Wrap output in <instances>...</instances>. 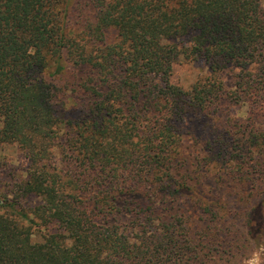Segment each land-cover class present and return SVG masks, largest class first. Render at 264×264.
Here are the masks:
<instances>
[{"label": "trees", "instance_id": "trees-1", "mask_svg": "<svg viewBox=\"0 0 264 264\" xmlns=\"http://www.w3.org/2000/svg\"><path fill=\"white\" fill-rule=\"evenodd\" d=\"M183 56L212 70L190 91L171 83ZM230 99L250 108L223 130L222 152L236 159L206 167L199 153L194 166L254 186L264 180L262 0H0V146L28 160L27 178L0 190V264H203L232 248L219 240L228 220L216 230L214 187L198 195L203 182L187 179L180 127L220 119ZM70 104L78 114L66 119ZM190 193L207 219L196 230L174 211ZM30 198L41 203L27 208ZM247 222L251 236L261 230L264 200Z\"/></svg>", "mask_w": 264, "mask_h": 264}, {"label": "rangeland", "instance_id": "rangeland-1", "mask_svg": "<svg viewBox=\"0 0 264 264\" xmlns=\"http://www.w3.org/2000/svg\"><path fill=\"white\" fill-rule=\"evenodd\" d=\"M79 1L81 5L87 6L90 0ZM262 6L264 7V0H262ZM86 10H89V7H86ZM75 14L76 16L78 15V13ZM190 37L183 38L180 41V46L186 45V47H189ZM211 74L210 64L206 60L185 58L183 56L174 65L171 83L185 91H190L197 81L206 79ZM220 74L228 90L232 92L236 84L234 78L236 71L232 68H226ZM73 107L74 105L71 104L66 107L68 112L66 119L74 118L78 114L75 112L76 110H73ZM249 110L250 108L246 103H235L230 99L218 112L220 119L218 118L215 121L209 119V121L199 123L183 121L180 124L182 130L189 133L188 135H183L188 153L187 179H190L191 184L195 183L196 180L203 182L198 195L210 194L211 196V193H209L211 192L210 187H214L218 199H221L220 201L223 204H219L216 207V211L220 215L216 222L219 224H215L217 232L219 230L223 231L224 219L228 220L224 226V232H220L219 240L220 243H229V245L233 246L232 248L225 247L226 250H223L224 246H221L218 249L222 252L220 253L222 255L218 257H203L201 259V261L204 260L203 264H249V261H252L254 257H258L259 264H264V225L259 232L251 236L247 222L250 211L254 207L259 206L264 200V180L254 186L243 187L244 182L240 181V183L238 180L246 179L245 176H234V180L224 176L226 174L224 172L226 171L224 168L226 163L231 164L236 157L233 154L230 156V154L222 152V146L228 143V139L223 138V136H227L223 130L228 127L227 125L232 126L229 121H232L233 125L244 122L249 117ZM212 122L217 123L215 125L218 128L217 131L210 129ZM205 147L207 150L201 152V150H205ZM213 147L215 148L213 149ZM199 150L200 152H198ZM199 153H202L200 158H203L206 167H209V163L212 161L219 162L224 167L220 165V167H215L211 170H208V168L200 170L197 166H194L198 162L196 157ZM27 171L28 160L21 148L16 144H3L0 146L1 191H7L17 181L26 179ZM220 175L221 178L219 179ZM198 195L190 193L192 197L190 201L186 202V204H179V206L177 204L174 205L176 213H188L190 219L187 225H190L191 230H196L197 227L203 228L207 224V219H199V216H195V202L198 199ZM40 203L41 200L39 198H30L26 200L24 206L32 209Z\"/></svg>", "mask_w": 264, "mask_h": 264}, {"label": "clouds", "instance_id": "clouds-1", "mask_svg": "<svg viewBox=\"0 0 264 264\" xmlns=\"http://www.w3.org/2000/svg\"><path fill=\"white\" fill-rule=\"evenodd\" d=\"M249 264H259L258 257H254L252 261H249Z\"/></svg>", "mask_w": 264, "mask_h": 264}]
</instances>
